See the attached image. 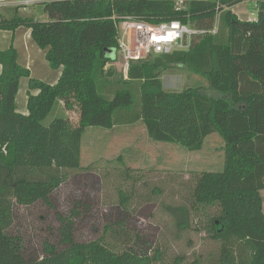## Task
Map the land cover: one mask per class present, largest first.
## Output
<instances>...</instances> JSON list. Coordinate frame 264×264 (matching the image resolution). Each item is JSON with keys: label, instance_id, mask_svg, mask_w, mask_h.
Masks as SVG:
<instances>
[{"label": "trees", "instance_id": "trees-1", "mask_svg": "<svg viewBox=\"0 0 264 264\" xmlns=\"http://www.w3.org/2000/svg\"><path fill=\"white\" fill-rule=\"evenodd\" d=\"M246 1L195 0L177 10L175 0H55L35 4L37 17L0 15V31L29 30L49 68L61 72L54 85L32 79L13 48L0 50V264H163L162 252L136 228L135 191L148 178L126 167L123 156L114 161L115 199L101 202L109 210L98 211L102 225L92 237L76 238L81 224L93 223V201L83 196L55 214L54 240L37 251L15 228L19 208L52 207V195L81 170L87 129L137 123L153 143L189 152L201 151L213 134L224 143L222 170L191 173L179 202L160 203L171 241L205 233L201 249L210 247L212 258L193 254L189 264H264V14L239 19L231 8ZM126 16L151 25L178 21L202 33L185 49L130 63L124 80L105 72L112 60L103 52L117 47L114 24ZM169 70L197 75L207 87L166 92L161 76ZM23 79L26 114L16 108ZM55 110L65 115L45 124ZM162 192L153 186L144 200L157 202ZM187 260L177 254L170 264Z\"/></svg>", "mask_w": 264, "mask_h": 264}, {"label": "rangeland", "instance_id": "rangeland-1", "mask_svg": "<svg viewBox=\"0 0 264 264\" xmlns=\"http://www.w3.org/2000/svg\"><path fill=\"white\" fill-rule=\"evenodd\" d=\"M258 1L247 0L235 5L232 12L241 20L257 21L259 14H264V8L260 9L259 4H256ZM259 2L264 4V0ZM106 27L100 30L98 39L101 38ZM106 54V52L103 54L105 58H107ZM115 57L106 64L105 72L113 71L117 78L127 80V72L119 60L114 61ZM33 75L38 78L37 69L34 70ZM161 80L166 92H181L186 88L205 89L207 87V82L203 78L176 70L165 71L162 73ZM22 83L25 81H21L22 86H20L17 95V112L25 106L24 90L26 87ZM60 111H53L54 113L52 112L44 123L48 124L54 117L65 115V112L61 114ZM68 117L75 118L72 114H68ZM223 147L224 143L217 134L206 138L201 151L189 152L179 145L153 143L141 123L114 129L90 127L85 131L82 140L81 170L71 172L68 181L52 195V207L41 205L25 209L19 208L15 228H18L19 233L26 235L30 247L37 251L45 241L54 240L53 232L57 229L55 214L65 215L74 198L83 196L84 198L89 197L93 201V208L89 211L88 217V219L92 218L93 223L86 220L81 224L77 229L76 238L92 237L89 236V231L92 228L96 230L102 225L100 216L109 210V207H103L101 202L112 200V198L114 201L115 199L116 194L113 192L112 183L117 179L119 171L118 168L114 170L117 167L114 161L119 156H123L122 160L126 167L144 174L149 181L146 187L136 188L135 191L137 194L135 208L138 215L136 220L139 221L136 228L144 236L146 245L149 244L152 248L162 252L163 264H170L174 255L182 253H185L188 258L186 264L193 260V254H202L211 259L213 250L210 247L203 248V251L201 249L202 238L205 237L203 232L197 234L192 231L176 242L171 241L169 225H166L167 217L160 209V203L179 202L182 195L181 189L190 181L191 173L222 170ZM118 167L121 168V166ZM123 186L125 188L126 183ZM153 186H158L163 192L157 199L158 201L152 203L144 199L148 198L149 190ZM261 195L264 213V191L261 192ZM145 204L148 207H145ZM130 245L133 247L137 245V250L140 247L144 250L142 242L137 244L130 242Z\"/></svg>", "mask_w": 264, "mask_h": 264}, {"label": "built area", "instance_id": "built-area-1", "mask_svg": "<svg viewBox=\"0 0 264 264\" xmlns=\"http://www.w3.org/2000/svg\"><path fill=\"white\" fill-rule=\"evenodd\" d=\"M195 0H176V9L181 10L183 2ZM116 42L115 60H119L128 72L132 62L141 61L149 56L169 54L175 49L189 46L193 35L202 33L182 25L178 21H170L159 25L126 16L115 22ZM216 33V26L210 32Z\"/></svg>", "mask_w": 264, "mask_h": 264}, {"label": "crops", "instance_id": "crops-1", "mask_svg": "<svg viewBox=\"0 0 264 264\" xmlns=\"http://www.w3.org/2000/svg\"><path fill=\"white\" fill-rule=\"evenodd\" d=\"M46 1L55 0H0V15L6 19H11L14 15L20 17H28L34 15L37 17L39 13L37 12L35 4ZM10 48H13L16 51L17 61L19 65L29 70L31 74L30 77L32 79L42 81L49 85L56 84L60 77V69L53 71L49 68L45 60L44 52L38 49L31 41L29 30L20 28L15 30L14 32L0 31V50L5 51ZM35 69H37L38 78H35L33 75ZM23 80L25 81V83L22 84H25L26 87L24 90L26 98L28 80ZM20 86H22L21 82ZM31 93L36 94L37 92L33 91ZM19 113L26 114V100L24 108H22Z\"/></svg>", "mask_w": 264, "mask_h": 264}, {"label": "water", "instance_id": "water-1", "mask_svg": "<svg viewBox=\"0 0 264 264\" xmlns=\"http://www.w3.org/2000/svg\"><path fill=\"white\" fill-rule=\"evenodd\" d=\"M105 52L107 53L106 55V57L107 58H113V57H115V51H114V49H105L104 50V54H105Z\"/></svg>", "mask_w": 264, "mask_h": 264}]
</instances>
